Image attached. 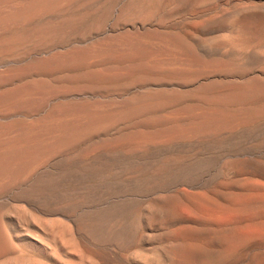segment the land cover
<instances>
[{
  "label": "bare ground",
  "instance_id": "obj_1",
  "mask_svg": "<svg viewBox=\"0 0 264 264\" xmlns=\"http://www.w3.org/2000/svg\"><path fill=\"white\" fill-rule=\"evenodd\" d=\"M0 264H264V0H0Z\"/></svg>",
  "mask_w": 264,
  "mask_h": 264
}]
</instances>
